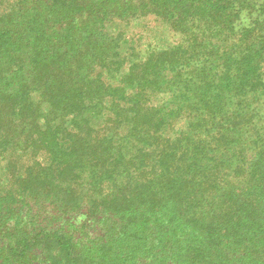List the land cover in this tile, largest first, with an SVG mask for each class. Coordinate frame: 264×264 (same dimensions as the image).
I'll use <instances>...</instances> for the list:
<instances>
[{
	"label": "trees",
	"instance_id": "trees-1",
	"mask_svg": "<svg viewBox=\"0 0 264 264\" xmlns=\"http://www.w3.org/2000/svg\"><path fill=\"white\" fill-rule=\"evenodd\" d=\"M149 15L179 39L124 65ZM8 149L0 264H264V0H0Z\"/></svg>",
	"mask_w": 264,
	"mask_h": 264
},
{
	"label": "rangeland",
	"instance_id": "rangeland-1",
	"mask_svg": "<svg viewBox=\"0 0 264 264\" xmlns=\"http://www.w3.org/2000/svg\"><path fill=\"white\" fill-rule=\"evenodd\" d=\"M112 28L115 34H120V58H123L124 65L131 59H144L154 48L169 47L179 39L178 33L166 22L152 15L128 21L116 20L112 23ZM182 123L167 131L170 136L177 135L176 130L181 128ZM36 157L37 154L31 149L15 152L8 149L4 155H0V193L15 189L18 176Z\"/></svg>",
	"mask_w": 264,
	"mask_h": 264
}]
</instances>
